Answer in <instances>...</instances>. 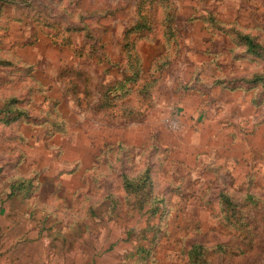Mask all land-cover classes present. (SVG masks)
Listing matches in <instances>:
<instances>
[{"label": "rangeland", "instance_id": "374dc122", "mask_svg": "<svg viewBox=\"0 0 264 264\" xmlns=\"http://www.w3.org/2000/svg\"><path fill=\"white\" fill-rule=\"evenodd\" d=\"M258 74L264 0H0V251L264 264Z\"/></svg>", "mask_w": 264, "mask_h": 264}, {"label": "trees", "instance_id": "16d2710c", "mask_svg": "<svg viewBox=\"0 0 264 264\" xmlns=\"http://www.w3.org/2000/svg\"><path fill=\"white\" fill-rule=\"evenodd\" d=\"M242 38H244V44L246 46H248V50H253L256 47H258V44H255L253 41V37H251L250 35L246 34V35H242ZM264 80V74H258L256 76H254L252 82L257 83L259 81H263ZM16 100H12L8 103V112H14L15 106L13 104V102ZM18 112L17 116H11L8 119H6L7 123L9 122H13L16 119L20 118V114H24L25 111H23L22 109H17ZM144 178V180L142 182H140V179ZM150 178V170L147 169L145 170L144 175L141 176H137V177H133V178H129L127 175H124L123 180L125 183V187H127V189H132L134 190V186H137L138 190H141L139 187H144L145 183H147L148 179ZM142 198L145 200V195L142 196ZM220 198L223 199L224 203L227 204H231L232 200L229 198V195L226 193H222V195L220 196ZM219 247H222L221 245ZM143 251V249H142ZM206 247L203 245H198V244H194L191 246V248L188 251V257L190 259V263L193 264H207V260L204 259L202 256H204V254H206Z\"/></svg>", "mask_w": 264, "mask_h": 264}, {"label": "crops", "instance_id": "0c3cea01", "mask_svg": "<svg viewBox=\"0 0 264 264\" xmlns=\"http://www.w3.org/2000/svg\"><path fill=\"white\" fill-rule=\"evenodd\" d=\"M34 262L46 264L47 254L9 253L3 249L0 251V264H34Z\"/></svg>", "mask_w": 264, "mask_h": 264}]
</instances>
